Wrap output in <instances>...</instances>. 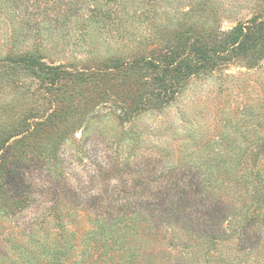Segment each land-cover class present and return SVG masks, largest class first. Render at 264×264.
I'll return each mask as SVG.
<instances>
[{
	"label": "trees",
	"instance_id": "trees-1",
	"mask_svg": "<svg viewBox=\"0 0 264 264\" xmlns=\"http://www.w3.org/2000/svg\"><path fill=\"white\" fill-rule=\"evenodd\" d=\"M21 1L0 0L6 10ZM81 1L83 6L87 2L91 12L84 33L101 28L119 30L121 25L125 36L131 31L129 23L133 19L125 10L135 0H71L73 8L80 7ZM43 2V8L37 10L40 14L47 8V0ZM157 11L154 6V14ZM154 16L149 18L153 20ZM164 26L166 23L156 25L162 30ZM216 27L195 30L192 25L174 35L161 34L156 55H118L83 70L48 63L38 47L16 54L12 62L45 85L47 94L58 92L68 78L91 85V90L85 95L80 92L81 104L69 99L68 108L61 112L51 108L53 101H64L55 92L45 111H33L23 128H0V179L9 173L13 177L19 174L22 164L24 171L26 163L38 153L37 160L57 156L58 147L52 144L54 135L60 134L62 143L66 142L76 129L86 128L88 120L101 111V103L111 102V110L105 114L115 112L129 121L180 102L192 79L213 78L232 67L264 68V12L229 30L220 24ZM6 62L0 60L2 69L7 68ZM240 113L242 116L231 125L228 123L232 119H225L234 137L219 134L211 141L210 151L218 158L213 154L204 168L197 169L193 161L203 159L200 156L193 159L190 155L167 167L168 163L157 161L151 154L148 177L139 178L141 190L136 184L134 189L121 190L118 197L107 195L95 212L92 229L83 231L80 264H264V110L255 114L251 105L245 104ZM56 119L61 121V128L56 129ZM39 133L40 138L45 134L49 141H44L40 152L33 155L27 147ZM163 166L167 169L157 173ZM6 190L0 183L3 199ZM77 211L69 216L71 222H60L59 244L55 253H49L51 258L48 253H38L35 247H25L23 264L72 261L78 231H74L78 224L73 221L81 210ZM62 216H58L59 221Z\"/></svg>",
	"mask_w": 264,
	"mask_h": 264
},
{
	"label": "rangeland",
	"instance_id": "rangeland-1",
	"mask_svg": "<svg viewBox=\"0 0 264 264\" xmlns=\"http://www.w3.org/2000/svg\"><path fill=\"white\" fill-rule=\"evenodd\" d=\"M43 1L22 0L7 10L0 2V60L8 61L6 69L0 64V128H23L24 120L33 111L44 112L49 98L54 100L56 94L64 101H53L51 108L61 112L68 108L69 99L81 104L80 92L85 95L91 90V85L68 78L56 94H47L45 85L12 62L18 53L38 47L48 63L83 70L118 55H156L159 38L174 35L179 29L193 25L195 30H210L220 24L229 30L264 12V0H135L125 10L133 19L129 23L131 31L125 36L124 25L119 30L101 28L84 33L91 14L87 2L73 8L71 0H47V8L40 14L37 10L43 8ZM154 6L158 9L155 14ZM152 15L153 20L149 18ZM164 23L163 30L157 28ZM263 103L264 68L232 67L213 78L192 79L180 102L142 113L133 120L124 121L115 112L105 114L111 110V102L101 103V111L88 120L86 128L76 129L66 142L62 143L60 134L54 135L52 144L59 154L46 160L35 159H40L42 143L49 141L39 133L27 147L37 156L26 163L24 171L22 164L16 176L9 173L0 179L7 188L5 198L0 197V264H23L25 247H35L51 258L49 253H55L59 244L60 222H71V213L81 210L73 221L78 224L74 230H78L77 245L72 247V261L67 263L80 264L83 231L92 229L103 199L111 194L118 197L121 190L134 189L136 184L141 190L139 178L148 177L151 154L157 161L168 163L167 167L190 155L193 159L200 156L202 160H193L200 170L215 154L210 151L211 141L219 134L232 136L225 119H232L230 125L235 123L245 104L259 114L264 110ZM55 124L56 129L62 126L59 119ZM237 142L241 144L242 139ZM214 156L218 158V154ZM166 166L157 173L164 172ZM85 208L88 210L84 212Z\"/></svg>",
	"mask_w": 264,
	"mask_h": 264
}]
</instances>
